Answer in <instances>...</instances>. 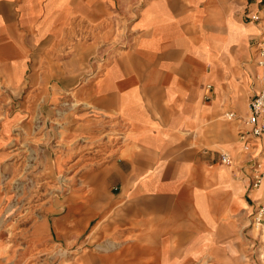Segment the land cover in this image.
<instances>
[{"label":"crops","instance_id":"1","mask_svg":"<svg viewBox=\"0 0 264 264\" xmlns=\"http://www.w3.org/2000/svg\"><path fill=\"white\" fill-rule=\"evenodd\" d=\"M139 1L140 10L133 0H0V80L11 88L5 93L44 94L41 109L50 126L41 136L46 147L59 146L60 161L73 157L69 168L88 157L114 161L107 170L81 174L60 204L62 217L40 219L28 241L51 235L75 245L74 256L60 264H244V236L228 234L226 220L205 217L185 196L200 192L205 172L221 160L220 150L234 147L233 128L247 113L245 95L248 104L264 88V63H257L258 56L249 59L251 46L257 55L254 43L264 19H246L250 10L264 16V0ZM79 19L109 20L86 27L87 33L110 36L123 29L124 38L97 48L79 42L69 47L68 36L83 34V26L72 23ZM100 61L104 69L93 77ZM59 103L71 104L59 109L55 128L49 121ZM19 109L12 118L6 112L0 117L3 138ZM105 132L117 139L107 140L103 154L78 151L85 138ZM111 177L118 179V196L106 193ZM261 185L262 178L258 187L247 183L245 189L247 196L256 190L264 211ZM129 188L147 197L122 201ZM2 196L0 191V209ZM217 227L222 229L214 235ZM89 240L98 243L85 251ZM252 242L253 253L259 252L260 241ZM13 260L11 254L7 264Z\"/></svg>","mask_w":264,"mask_h":264},{"label":"rangeland","instance_id":"2","mask_svg":"<svg viewBox=\"0 0 264 264\" xmlns=\"http://www.w3.org/2000/svg\"><path fill=\"white\" fill-rule=\"evenodd\" d=\"M140 4L139 0H133L132 7L140 10ZM100 7L102 6L99 5V9ZM107 22L109 20L106 19H100V21L91 19L72 20V23L83 26V34L68 36V46L71 47L74 43L79 42L84 46L93 44L94 48H97L100 44H106L107 42L115 44L123 39V29L119 33L110 36L107 34L97 35L92 30L87 33L86 27L102 26ZM259 31L256 30V33H259ZM88 39L91 42L87 43ZM94 52L92 50L91 55ZM254 56L257 55L253 46H251L249 59ZM42 66L43 60L41 65L36 68L40 76L43 75L44 71ZM104 66L105 62L100 61L99 68L93 70L94 73L91 75L95 74L93 77L100 75ZM40 85L38 84L36 88L39 89ZM25 88H27V85ZM10 89L0 80V117L6 112V117L12 118L11 115H14L18 108H20L19 110L22 109V114L14 123L10 135L4 138L1 135L2 140H0V191L3 194L0 209V264L10 263L11 254L14 255L13 264H60V261L66 257H70L72 254L74 256L75 245L71 247L70 243H62L61 240L56 242V238L51 237V235H48L41 242L28 241L29 236L32 234V227L40 219L48 218L53 221L55 218L62 217L65 213V204L63 205L64 208H60V204L68 196L72 187L81 182L80 175L94 168L107 170L114 161L111 160V162L105 163L103 160L94 161L92 157H88L77 168H69L73 157L68 159V162L60 161L61 150L59 146L46 147L48 142L45 140L44 133L48 131L46 126L50 125L47 123L44 113H42L43 109H41V106L47 105L43 102L45 101L44 94H6L5 92ZM246 92L245 85L244 94ZM69 97H71L70 94ZM66 100L70 102V100L75 101L76 99L73 97ZM244 103L247 107L246 95ZM70 104L59 103L57 108L53 109L57 113L53 114L52 120L49 122L55 128L58 125L53 120H60L59 109L64 110ZM241 116L244 117L245 115L242 114ZM235 124L233 128L236 135L234 147L220 150L222 153L230 154L231 163H223L219 158V163L211 166L210 172H205L202 181L203 189L198 193L185 197H187L189 203L193 202L198 208H203L205 217H214L220 221L226 220L229 224L227 227L228 234L236 235L237 231L241 236H244L243 240L246 245L244 264H264V211L261 212L263 206L258 204V196L255 195L256 190L247 196L245 189L247 183L251 184L257 166H259V171L262 172L261 187L264 186V136L251 139L248 142L249 145L243 146L242 141L238 140V125ZM41 134L44 135L41 136ZM116 137L117 135L113 132H105L103 136L94 139L87 137L85 138L86 146L78 149V151L90 155L93 153L103 154L107 140H116ZM5 138H8L11 142L7 143ZM3 151L7 156L2 154ZM44 154H47V157ZM49 160L50 162H48ZM99 165L100 167H98ZM72 173H74V177L70 176ZM106 181H108L107 195L112 196L114 194L118 196L120 188L115 185L118 179L111 177ZM192 181L196 183V186L201 183L199 179ZM134 184L136 187V181ZM130 189H126V193L123 194L125 197L122 195V201L136 203L140 202L143 197H147L138 193L133 194V188ZM84 199L85 201L89 199V195H84ZM55 204L58 206L51 213L45 211L46 207L55 206ZM220 229L222 228L217 227L213 234H219ZM241 229L243 232L240 231ZM48 233L50 234V231ZM13 237H19L18 241L12 239ZM84 239H86V236L83 237ZM254 240H256V243L258 240L260 241L261 249L259 252L256 249L253 253L252 241ZM96 243L93 244L91 240L83 242V250H92L93 246L97 245ZM213 246V244L209 245V247ZM253 254L254 262L252 261ZM1 258L5 260H1ZM213 261H211V264L217 263ZM205 264L209 263L206 261Z\"/></svg>","mask_w":264,"mask_h":264},{"label":"built area","instance_id":"3","mask_svg":"<svg viewBox=\"0 0 264 264\" xmlns=\"http://www.w3.org/2000/svg\"><path fill=\"white\" fill-rule=\"evenodd\" d=\"M264 13V12H263ZM246 19L251 22H260L264 16L260 11L250 10L246 13ZM258 60V64L264 63V30L259 35L254 43ZM240 127L238 129L239 139L243 146H247L249 140L264 136V88L260 89L256 94L252 95L247 104V113L244 117L239 118ZM223 163H231V157L228 153L221 154ZM262 178V172L259 171V166L256 167L253 173L251 188L259 186ZM263 212V210H261Z\"/></svg>","mask_w":264,"mask_h":264}]
</instances>
